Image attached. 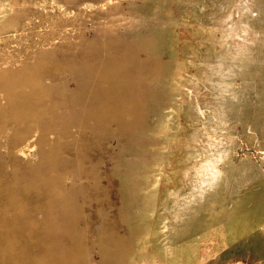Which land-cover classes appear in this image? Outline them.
I'll list each match as a JSON object with an SVG mask.
<instances>
[{
    "label": "rangeland",
    "instance_id": "obj_1",
    "mask_svg": "<svg viewBox=\"0 0 264 264\" xmlns=\"http://www.w3.org/2000/svg\"><path fill=\"white\" fill-rule=\"evenodd\" d=\"M26 67L0 264H264V0H0V76Z\"/></svg>",
    "mask_w": 264,
    "mask_h": 264
},
{
    "label": "bare ground",
    "instance_id": "obj_2",
    "mask_svg": "<svg viewBox=\"0 0 264 264\" xmlns=\"http://www.w3.org/2000/svg\"><path fill=\"white\" fill-rule=\"evenodd\" d=\"M1 27H6V25H1ZM41 74V68L33 72L31 68L26 67L23 71L12 73L7 78L4 75L0 76V89L6 94L11 103L16 118H25L32 115L40 103H42L44 93L40 82ZM27 90H29L28 93L26 92ZM23 249H25L24 254L31 257L35 247L29 243ZM56 256L55 260L49 262V264H76L81 257V253L74 250L73 252H66L64 254L57 253ZM35 264L40 263L36 262Z\"/></svg>",
    "mask_w": 264,
    "mask_h": 264
}]
</instances>
